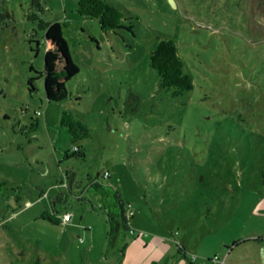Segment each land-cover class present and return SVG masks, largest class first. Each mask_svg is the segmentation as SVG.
Returning a JSON list of instances; mask_svg holds the SVG:
<instances>
[{
    "label": "rangeland",
    "instance_id": "obj_1",
    "mask_svg": "<svg viewBox=\"0 0 264 264\" xmlns=\"http://www.w3.org/2000/svg\"><path fill=\"white\" fill-rule=\"evenodd\" d=\"M77 1L0 0V264H264V0H107L124 13L108 31ZM40 20L78 66L61 101L36 72ZM163 38L192 76L178 95L150 65ZM94 180L134 212L112 244Z\"/></svg>",
    "mask_w": 264,
    "mask_h": 264
},
{
    "label": "trees",
    "instance_id": "obj_2",
    "mask_svg": "<svg viewBox=\"0 0 264 264\" xmlns=\"http://www.w3.org/2000/svg\"><path fill=\"white\" fill-rule=\"evenodd\" d=\"M33 2L37 3V0H33ZM77 11L82 15L98 18L102 28L106 31L118 29L124 23V13L121 8L110 4L107 0H78ZM40 26L45 30L44 68L42 71L36 72L44 78V91L47 99L61 101L68 97L66 82L78 72V66L70 55L68 43L62 33L61 23L40 20ZM150 65L159 75L160 87L172 89L173 95L181 94L192 88V76L185 72L183 59L178 53L176 42L173 39L163 38L159 41L151 52ZM34 80V76L28 79L31 92L35 90ZM60 123L70 134L72 142L90 135L86 123L68 109L62 110ZM82 154L83 152L76 146L70 155L80 156ZM103 177L107 176L103 174ZM262 182L264 184V170L262 171ZM3 186L4 181H0V190ZM91 186L101 194L98 200L107 215L108 242L112 244L120 230L127 227L124 203L116 191L104 189L97 180L92 181ZM57 197L61 199L60 195ZM42 217L52 223L62 221L57 214H50L47 211ZM191 264H193L192 261Z\"/></svg>",
    "mask_w": 264,
    "mask_h": 264
},
{
    "label": "built area",
    "instance_id": "obj_3",
    "mask_svg": "<svg viewBox=\"0 0 264 264\" xmlns=\"http://www.w3.org/2000/svg\"><path fill=\"white\" fill-rule=\"evenodd\" d=\"M108 175H109V173L107 171L104 172V176H108ZM124 209H125L126 218L128 220L134 213L132 208H131V204H125L124 203ZM62 219L66 222L69 221L71 219V214L69 212H65L64 215L62 216ZM130 230H131V232L134 231L132 228ZM192 259L193 260L195 259V255L192 256ZM212 260L218 262V264H225L224 258L221 259L219 257V255H217V254H215L213 256Z\"/></svg>",
    "mask_w": 264,
    "mask_h": 264
},
{
    "label": "crops",
    "instance_id": "obj_4",
    "mask_svg": "<svg viewBox=\"0 0 264 264\" xmlns=\"http://www.w3.org/2000/svg\"><path fill=\"white\" fill-rule=\"evenodd\" d=\"M56 199H60V198H58V197H56ZM54 206H55V203H54ZM58 217L61 219V217L58 215ZM62 220V219H61ZM159 242L161 241V242H165L164 241V239H162V238H160L159 237V240H158ZM148 243H146V245H147ZM161 244V243H160ZM171 246V245H170ZM170 246H168V247H170ZM180 252L183 254V255H185L182 251H181V249H180ZM192 261V263L193 264H196L193 260H191ZM191 261H190V264H191ZM179 264H186V262L185 261H183V260H180L179 261Z\"/></svg>",
    "mask_w": 264,
    "mask_h": 264
},
{
    "label": "water",
    "instance_id": "obj_5",
    "mask_svg": "<svg viewBox=\"0 0 264 264\" xmlns=\"http://www.w3.org/2000/svg\"><path fill=\"white\" fill-rule=\"evenodd\" d=\"M170 1L172 2V4H174V5L176 4V3H175V0H170Z\"/></svg>",
    "mask_w": 264,
    "mask_h": 264
}]
</instances>
